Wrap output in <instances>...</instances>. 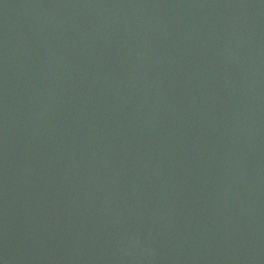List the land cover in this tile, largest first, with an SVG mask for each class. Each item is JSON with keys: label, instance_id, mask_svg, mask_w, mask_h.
I'll list each match as a JSON object with an SVG mask.
<instances>
[{"label": "water", "instance_id": "1", "mask_svg": "<svg viewBox=\"0 0 264 264\" xmlns=\"http://www.w3.org/2000/svg\"><path fill=\"white\" fill-rule=\"evenodd\" d=\"M0 264H264V0H0Z\"/></svg>", "mask_w": 264, "mask_h": 264}]
</instances>
